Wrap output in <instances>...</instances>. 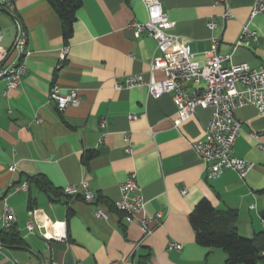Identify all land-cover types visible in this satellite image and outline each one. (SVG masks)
Wrapping results in <instances>:
<instances>
[{
	"label": "crops",
	"instance_id": "0c3cea01",
	"mask_svg": "<svg viewBox=\"0 0 264 264\" xmlns=\"http://www.w3.org/2000/svg\"><path fill=\"white\" fill-rule=\"evenodd\" d=\"M80 1L69 38L49 0H13L20 23L0 11L3 46L13 47L23 30L31 52L17 88L4 95L6 84L0 82V216L6 206L13 209L22 238L21 244L4 245L0 264H221L226 253L199 245L190 221L204 199L220 212H236L239 234L264 246V115L253 106L235 112L243 126L235 156L254 163V169L245 178L233 170L207 178L191 143L204 139L212 108L198 107L177 126L171 94L155 99L145 87L115 89L133 74L148 80L150 64L160 56L151 36L136 37L129 26L148 20L145 4ZM160 1L177 23L173 32L190 42L200 63L216 36L218 52L232 53L234 63L264 66V13L251 16L256 0H228L232 17L227 20V8L218 0ZM211 21L217 24L214 31ZM246 27L257 39L249 47L236 46ZM154 77L164 75L156 71ZM55 84L64 93L77 90L80 105L60 110L50 98ZM127 136L132 154L126 153ZM87 153L93 156L85 159ZM132 173L146 202L143 214L164 216L160 225L150 224L154 233L148 238L138 221L126 222L114 207ZM38 177L48 186L43 188ZM84 180L98 196L97 205L81 195H64V188ZM24 183L27 190L15 191ZM98 206L108 218L95 216ZM29 220L34 233L27 228ZM46 231L65 238L47 243L41 235ZM171 243L182 249H170Z\"/></svg>",
	"mask_w": 264,
	"mask_h": 264
},
{
	"label": "built area",
	"instance_id": "2783aa9c",
	"mask_svg": "<svg viewBox=\"0 0 264 264\" xmlns=\"http://www.w3.org/2000/svg\"><path fill=\"white\" fill-rule=\"evenodd\" d=\"M223 3L227 11L223 19L232 17L228 0H218ZM148 12V20L143 23L133 22L129 26L135 36L148 34L157 45L160 56L153 59L150 64L151 75L148 80L142 74L127 76L124 83H116L115 89L145 87L148 94L159 99L166 94H171L177 106L176 125L194 116L198 107L212 108V118L205 129L204 139L191 143L192 148L201 158L205 165L206 176L209 179L219 178L226 170H233L241 178H245L255 164L235 156V143L243 132V126L235 112L237 109L253 106L261 115H264V66L252 67L248 63H234L232 53L223 54L218 52V38L212 37V46L204 52V63L196 58L192 52L190 42L173 32L177 23L170 20L163 11L160 0H142ZM0 4L11 11L15 5L13 0H0ZM264 13V0H256L251 16ZM208 27L214 31L217 27L215 22H209ZM256 33L248 27L241 32L236 46L249 47L256 40ZM4 32L0 26V82L6 84L3 94L7 95L10 90L17 88L26 75V59L31 55L27 50L28 38L23 30L11 48L3 46ZM68 48L62 51V60H65ZM161 71L164 75L162 80L154 77V72ZM50 98L57 102L60 110L68 106H79L82 98L77 90L62 92L59 85L52 86ZM131 120L135 115L129 117ZM36 121H39L37 119ZM257 137V135H252ZM126 153L132 154L133 147L130 137H126ZM264 150V146L260 145ZM28 189L24 183L16 186L15 191ZM136 174L132 173L121 185V197L114 202V207L121 212L128 223L138 221L142 230L143 238L153 235L154 227L151 223L160 225L164 218L163 214L156 213L152 216L143 214L145 200L139 193ZM64 195L76 197L81 195L87 204L97 205L98 196L90 187L89 182L82 181L78 186L69 185L63 190ZM185 194L186 190H182ZM94 214L97 218L106 219L109 213L103 207H96ZM2 229H8L17 223V215L10 207L6 206L0 216ZM55 225V224H54ZM27 228L34 233L35 225L29 220ZM42 237L47 243L65 238L55 231L42 232ZM170 249L181 250L182 246L171 243ZM4 245L0 242V253ZM112 264H120L114 262Z\"/></svg>",
	"mask_w": 264,
	"mask_h": 264
},
{
	"label": "trees",
	"instance_id": "16d2710c",
	"mask_svg": "<svg viewBox=\"0 0 264 264\" xmlns=\"http://www.w3.org/2000/svg\"><path fill=\"white\" fill-rule=\"evenodd\" d=\"M49 1L62 20L65 37L69 38L81 1ZM92 156V153H87L85 159ZM35 180L43 188L48 186L44 178L38 177ZM236 219V212H220L206 199L202 200L190 215L197 243L204 247L222 249L227 255L225 264H258L264 261V246L253 239L242 237L238 232ZM0 242L3 245L21 244L22 238L15 225L0 231Z\"/></svg>",
	"mask_w": 264,
	"mask_h": 264
},
{
	"label": "water",
	"instance_id": "95a60500",
	"mask_svg": "<svg viewBox=\"0 0 264 264\" xmlns=\"http://www.w3.org/2000/svg\"><path fill=\"white\" fill-rule=\"evenodd\" d=\"M0 11H3L5 13H7L8 15H10L15 21L19 22L18 17L13 13V11H11L9 8L5 7V6H1L0 5Z\"/></svg>",
	"mask_w": 264,
	"mask_h": 264
},
{
	"label": "rangeland",
	"instance_id": "374dc122",
	"mask_svg": "<svg viewBox=\"0 0 264 264\" xmlns=\"http://www.w3.org/2000/svg\"><path fill=\"white\" fill-rule=\"evenodd\" d=\"M224 262H225V260H224ZM224 262H221V264H224Z\"/></svg>",
	"mask_w": 264,
	"mask_h": 264
}]
</instances>
